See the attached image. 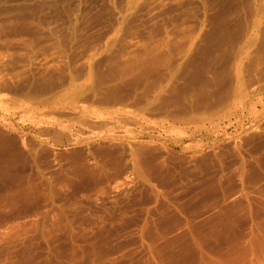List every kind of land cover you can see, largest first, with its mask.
<instances>
[{"label": "rangeland", "instance_id": "1", "mask_svg": "<svg viewBox=\"0 0 264 264\" xmlns=\"http://www.w3.org/2000/svg\"><path fill=\"white\" fill-rule=\"evenodd\" d=\"M0 132L6 134V137H9L7 139H10L5 143L3 142V145L0 143L2 145H0L1 165H4L6 160V165L4 167L2 165L3 168L0 165V194L1 191L4 192L10 186H15L16 183L29 181L35 185L39 183L37 186L39 190L40 186L42 188L46 186V189H41L43 191L40 195V197L44 195L42 197L45 198L49 191L59 186L60 188L55 190V201L56 198L74 200L77 195L75 201L78 203V207L75 206L76 209L71 207L69 212L72 215L70 213L69 215L72 218L75 212L72 222L74 224L80 222L79 225L90 218L88 217L89 214L93 216L94 212H99L104 203L107 206V204L114 202V199H118L115 200V203L126 204L133 203L136 199L133 211L129 215L132 217V214L134 216V213H136L137 218L132 217L133 222H126V227L125 224L120 223L116 224L117 226L114 225L117 228L120 225L121 229L114 230L115 227H113V232L119 235L115 234L114 243L124 242L127 244V250L130 248V251H132L133 248L131 247L133 246L136 249L138 248L136 238L128 233L131 232L129 229H133L137 223L136 221L144 214L145 209L162 201L164 204H167L166 201L175 203L177 198L179 201V195L184 197L180 200L182 202H177L179 204L183 203L181 204L183 207L179 206L180 211H178V214L180 215L177 214V210H179L177 205L179 204L175 203L176 207L172 208L178 218V224L183 219L182 217L188 219L191 215L190 218L197 217L199 220L209 211L210 214L211 211L212 214L219 211V206H221V209L222 206L226 205H223V203L227 202V205H233L230 204L231 201L233 203L237 200L236 202L239 204L234 202V205L238 206L234 211L235 214L233 213L227 220L231 225L236 222L234 225H230L232 231L237 232L240 230L249 233L248 231L253 229V232L251 231L253 234L255 230H258L257 235L254 236L261 240L260 243L263 245L264 239L262 237H264V233L261 232L264 228L263 224H258L259 227L262 226L263 228L256 225L258 229L255 230L250 227L252 223L255 227L256 223L252 221V218H255V221L261 217L264 219V216L261 215V213L264 214L262 211V209L264 210V201H262L264 199V185H261L263 187V189L261 187L263 191L260 190L261 193L258 191L259 188L251 191L256 186H254L255 182L258 186L262 179L264 181V178H262L264 167H261L264 162L259 164V158L262 159L260 156L264 158L262 152L264 150V0H0ZM221 144L224 149L218 151H222V153H216L215 149H220ZM140 147L142 151H140ZM135 148L136 153L140 151L138 154L135 153ZM208 148H211L215 154L211 153L212 150ZM106 151L108 155L105 154ZM113 152L118 157L114 156ZM150 152L153 154L152 156L156 157L154 162V157H150ZM258 153H260V156ZM103 154L107 155L108 159ZM205 154H208V158ZM257 155L259 158H257ZM173 156L176 158L171 160L170 158H174ZM198 156L200 159H198ZM204 156L207 159L210 158L209 160L212 157V162L204 159ZM215 156L217 159L222 156V162L220 159L219 164L216 165ZM249 156L253 161L248 160L250 159ZM253 156H256V158L253 159ZM138 157L142 159L140 160L141 164ZM241 157L247 158L246 160L250 163L251 161L256 162L251 163V165ZM82 158L85 161L87 160L86 165H88V162L89 164L94 162L95 167H100V165L103 167V164L108 165L103 168L100 167L104 173L101 170L99 171L98 167H96L97 170L96 168L93 169L95 172L98 171L99 173H96L99 175L102 173L98 176H102L101 180L100 178L95 180L97 177L95 172L92 175V164L90 165L91 171L88 169L91 175L87 171L83 172V165L80 170L82 173L78 171L79 169H76L77 165L84 161ZM143 158L147 161H144ZM193 158L197 162H195V159L192 161ZM118 159L119 161L122 160L119 162ZM149 159L154 164H151ZM160 159H163V163L166 162V166L162 164V167L159 164L162 161ZM10 160H14L13 163ZM245 161L246 163H244ZM146 162H149V164H146ZM193 162L196 165H192ZM239 162L245 165L244 169H241L243 165ZM202 163L207 165L203 168ZM120 164L121 168L124 166L125 170L120 168ZM155 164L159 165L156 166ZM226 164H229V166ZM253 164H257L259 171L261 170L260 174L258 172L261 176L257 180L258 168L256 170ZM154 165L156 170L155 167L153 168ZM186 165L187 168H185ZM218 165L221 166L222 172L218 167H215ZM239 165H242L241 168H239ZM250 165L255 169H252L254 174L248 169L251 168ZM150 166L154 169L155 174H152L151 171L153 170L151 168L148 169ZM210 166L213 167L214 171ZM246 166H248L249 171ZM73 167L76 169H74L76 171V174H74L78 178V174H80V177L84 176L83 178L86 179L79 178L77 180L76 176L73 178ZM110 167H115L117 172ZM191 167L193 170H191ZM197 167L200 170L199 172ZM188 168L190 169L188 170ZM237 168L240 169V173ZM6 169L7 171L4 172ZM110 169L115 174L114 172L111 174L112 170ZM132 169L135 174L131 172ZM143 169H146L148 173L144 172L146 170ZM105 170L109 172L107 173ZM129 170H131V174L127 173ZM158 170L160 171L158 172ZM208 170L213 172L210 174ZM216 170L220 173L219 175L214 173ZM226 170H230V172H226ZM232 170L238 172L236 177H239L240 174L241 178H239L241 180L239 178L238 181L237 178L235 179L234 176L237 175V172H232ZM246 170L252 173V177L251 175H249L250 178L246 177ZM255 171L257 176H255ZM197 172L200 174H197ZM202 172L204 176H202ZM222 173L225 178L226 176L228 179L230 178L225 183V178L223 175L221 176ZM227 173L232 174L227 175ZM81 174L83 175L81 176ZM103 174L106 177H103ZM122 174H130L127 177L123 175V177L125 176L126 180L130 181V185L132 184L134 187L132 185L130 187L129 183L125 181L124 184H121L124 187L119 186L117 189V191L121 190V192H118L120 195L117 194L116 196L114 194L115 197L114 195L111 197H114V199L108 198L110 201L106 200L107 198L101 200V202H104H100V205L95 204L96 207L99 206L98 209L93 208L96 202L89 199L93 202L87 205L86 208V203L89 204L90 202L87 199L88 197L85 196L86 191L92 190L97 186L96 183H105L104 178L107 179L110 176H113L115 181H118V178H121L122 181ZM132 174L134 175L132 176L133 179L129 177ZM216 174L218 178H215L217 177ZM42 175L43 178L41 177L42 180H40L43 181V184L45 182L47 184L43 185L40 180H36L38 176ZM179 175L182 176L179 177ZM213 175L215 176L214 179L212 178ZM244 175L247 181L243 178ZM32 176L37 182H34ZM93 176L95 177L93 178ZM183 176L187 181H183ZM193 176L195 178H192ZM198 176L199 179H197ZM22 177L29 179L26 181ZM87 177H90L92 184H90ZM111 177L109 179L112 180ZM116 177L118 178L115 179ZM136 177L140 182L137 181L136 183ZM222 177L224 180L219 179ZM233 178L238 184L240 181L242 182L239 185L241 192L237 189L238 185H236V189L234 188L237 182ZM5 179L11 183L6 180L8 183L5 184ZM191 179L195 180L191 181ZM212 179V184L215 179L219 183L214 182L213 187L207 186V180L211 183ZM67 180L70 182H66ZM132 180L136 184L131 183ZM141 180L143 182L140 186L143 187L140 189L137 184H141ZM251 180L253 181V187L251 186L250 189V186L246 185L250 184ZM228 181L232 184L229 183L228 185ZM60 182H64V184H59ZM144 182L149 186L143 185ZM203 182L204 185L206 184L205 187L202 186ZM126 183L128 188L125 185ZM182 183L192 185L191 190H189V186L182 185ZM221 185L224 188L226 187V192L223 187L221 188ZM62 186H65V188ZM89 186L90 188H88ZM176 186H179V188L177 189ZM184 186L187 187L186 190L183 189ZM175 187L176 191H174ZM201 187L205 190H201ZM207 187L209 188L207 189ZM245 187H248V189ZM130 188L131 190H129ZM137 189L138 192L140 189L141 193L145 190L144 193L147 191L150 194L149 196L146 192L143 194L145 195L144 198L147 196L152 197L153 194L156 201L153 198L151 199L155 202L148 198L147 200L143 199L142 202L145 204V208L144 204L139 202L141 193L136 192ZM196 189L203 191V193ZM209 189L212 190L210 194L211 190ZM124 190L128 193L126 191L125 193ZM183 190L186 192H183ZM233 190L235 191L233 192ZM247 190L250 192H246ZM229 191L233 192L234 195L236 194L237 197L232 196L233 194L229 195ZM123 192L125 195L127 194V198L122 194ZM155 192L158 196H155ZM159 192L163 193L158 194ZM216 192L222 194L218 193V195ZM236 192H240L241 195H237ZM129 193L133 196L137 195V197L135 196L134 199ZM191 193H194L195 196ZM257 193L260 196L257 197ZM185 194L192 198L191 201L189 200L191 203L184 201L189 199L187 195V198H185ZM66 195L69 196V199ZM82 195L85 196H83L86 198L85 201L84 198L82 199ZM220 195L222 198H220ZM228 195L230 198L225 199ZM173 196L175 197L169 199ZM199 196L204 199L201 197L203 200L199 201L201 199ZM241 197L247 198L242 200ZM259 197L262 199H259ZM43 198H40V200ZM77 198L81 201L79 202ZM124 198L126 201H130L125 202ZM220 199L226 201L221 202ZM216 200H220L219 203ZM249 200H253L254 205H251ZM41 201H44V199ZM81 202L82 204H80ZM145 202H149V206ZM193 202L197 205L199 203L198 207H195L196 204H192ZM256 203H258L257 207L260 210H257V207L254 210ZM247 204L250 208L246 207ZM82 205L85 208H80ZM101 205L103 206L100 207ZM207 205L211 207L208 206V208ZM190 206L192 207L190 208ZM199 206L202 211L198 210L197 212L196 209H199ZM252 206L253 209L251 210ZM205 208H208L205 210L206 213L203 211ZM0 209L1 222L14 217L13 215H4V209L2 207ZM182 209V212L185 213H180ZM244 210H246V213H244ZM194 211L197 215L201 214L197 216ZM251 211L254 214L250 213ZM138 214L141 216L138 217ZM244 216H247V218H244L245 221L247 219L246 222L243 220ZM249 218L250 222L248 221ZM262 219H260L261 223L264 221ZM221 220L224 222V219ZM239 220L243 221L242 225L244 226L240 225L241 221L237 223ZM168 221L166 223L171 226L173 221ZM175 223L177 224V222H173L174 226ZM173 224L171 228L174 227ZM238 225L239 227H237ZM75 226L76 228L80 227L78 223ZM170 226L167 225L168 229H171ZM247 228L250 230L247 231ZM124 231H126L125 234L122 233ZM258 232H260L259 234L263 233V235L259 237ZM119 233H122V235ZM248 237L245 234L240 240L244 243L248 240ZM247 242L243 245L248 246L249 242L246 244ZM260 243L259 245L257 243L256 245L251 244L253 250L250 251L255 252L254 255L251 252L248 253V251L244 255L239 254V258L236 260L240 261L236 262L235 260V263L240 264L242 260L241 264L253 263V258H256L255 254L257 255L262 247L264 249V246L261 247ZM258 247L260 249L256 250ZM130 251L128 250V252ZM247 259L250 262H245Z\"/></svg>", "mask_w": 264, "mask_h": 264}, {"label": "bare ground", "instance_id": "2", "mask_svg": "<svg viewBox=\"0 0 264 264\" xmlns=\"http://www.w3.org/2000/svg\"><path fill=\"white\" fill-rule=\"evenodd\" d=\"M245 96H247V95H245ZM253 100H255V99H253ZM236 103H238V102H236ZM242 105V104H241ZM256 106V105H255ZM236 107V106H235ZM242 107V106H241ZM240 107V108H241ZM239 108V109H240ZM255 108V107H254ZM241 110V109H240ZM241 112V111H240ZM31 113V112H30ZM229 116V115H228ZM241 116V115H240ZM239 118V117H238ZM223 120V119H222ZM50 122V121H49ZM224 122V121H223ZM182 125V124H181ZM213 126V125H212ZM193 127V126H192ZM110 128V127H109ZM108 128V129H109ZM195 128H196V126H195ZM90 130H91V128H90ZM178 130H179V127H178ZM181 131V130H180ZM101 132V131H100ZM107 132V131H106ZM110 132H112V131H110ZM176 132V131H175ZM178 133V132H177ZM181 133V132H180ZM195 133V132H194ZM259 133V132H258ZM123 134V133H122ZM184 134H187V133H184ZM197 134V133H196ZM85 135V134H84ZM117 135V134H116ZM81 136H83V135H81ZM180 136V135H179ZM181 136H182V134H181ZM252 136V135H251ZM190 137V136H189ZM252 137H254V136H252ZM7 138H9V137H6V134L4 135V133L2 134L1 132H0V143H2V145H3V142L5 143L6 141H8V140H10V139H7ZM11 138V137H10ZM94 138V137H93ZM249 138V137H248ZM223 139V138H222ZM119 140V139H118ZM15 141V140H14ZM96 141V140H95ZM114 142V141H113ZM135 142V141H134ZM230 142V141H229ZM238 143H240V142H238ZM6 144H8V143H6ZM12 144H13V142H12ZM19 144V143H18ZM94 144V143H93ZM144 144V143H143ZM151 144V143H150ZM186 144V143H185ZM1 145V144H0ZM1 145V146H2ZM14 145H16V144H14ZM90 145V144H89ZM137 145V144H136ZM147 145V144H146ZM188 145V144H187ZM213 145V144H212ZM218 145V144H217ZM220 145V144H219ZM231 145V144H230ZM240 145V144H239ZM8 146V145H7ZM162 147V146H161ZM215 147V146H214ZM240 147V146H239ZM14 148V147H13ZM121 148V147H120ZM204 148V147H203ZM202 148V149H203ZM219 148V147H218ZM222 144H221V146H220V149H215L216 150V153L217 152H219L220 150H223L224 148H222ZM259 148H260V146H259ZM258 148V149H259ZM18 149V148H17ZM112 149V148H111ZM122 149V148H121ZM128 149V148H127ZM139 149V148H138ZM140 151H142V148L140 147ZM163 149V148H162ZM167 149V148H166ZM181 149V148H180ZM179 149V150H180ZM208 149H210V150H212L211 148H208ZM236 149V148H235ZM3 150H4V148H3ZM101 150V149H100ZM135 150V153H136V148L134 149ZM165 150V149H164ZM173 150V149H172ZM182 150V149H181ZM201 150V149H200ZM219 150V151H218ZM256 150V149H255ZM263 150V149H262ZM84 151V150H83ZM104 151V150H103ZM108 151V150H107ZM107 151H106V153L105 152H103V153H105V154H107L108 155V153H107ZM121 152H122V150H120ZM127 151V150H126ZM140 151H137L138 153L140 152ZM207 151V150H206ZM205 151V152H206ZM124 152V151H123ZM143 152H144V149H143ZM177 152V151H176ZM182 152V151H181ZM202 152V151H201ZM208 152H209V150H208ZM211 153L213 152V154H215L214 153V151L212 150V151H210ZM263 152V154H264V150L262 151ZM34 153V152H33ZM78 153V152H77ZM114 153V152H113ZM119 153V152H118ZM117 153V154H118ZM128 153V152H127ZM138 153H136V154H138ZM148 153V151L146 152V154ZM172 153H173V151H172ZM188 153V152H187ZM186 153V154H187ZM204 153V152H203ZM219 153H222V151L221 152H219ZM218 153V154H219ZM255 153V152H254ZM82 154V153H81ZM80 154V155H81ZM130 154V153H129ZM141 154V153H140ZM150 154H151V152H150ZM174 154V153H173ZM180 154V153H179ZM218 154H216V155H218ZM237 154V153H236ZM27 155V154H26ZM69 155V154H68ZM104 155V154H103ZM107 155L105 156V158H107L108 159V157H107ZM109 155H111V154H109ZM114 156L116 155L115 153L113 154ZM113 155H112V157H113ZM128 155V154H127ZM153 154H151L150 155V157L152 156ZM208 154H205V156L208 158V156H207ZM220 155V154H219ZM222 155H224V154H222ZM256 155V154H255ZM258 155L260 156V153H258ZM257 155V156H258ZM86 156V155H85ZM117 157H118V155H116ZM120 156V155H119ZM130 156V155H129ZM141 157H143L142 155H140ZM147 156H149V155H147ZM188 156V155H187ZM200 156H201V153H200ZM205 156H204V159H206V160H209V159H207V158H205ZM225 156V155H224ZM240 156V155H239ZM250 156H252V155H250ZM249 156V158L250 159H248V160H252L251 159V157ZM259 156L257 157V158H259ZM81 157V156H80ZM111 157V156H110ZM109 157V158H110ZM124 157V156H123ZM146 157V156H145ZM152 157H154V159H153V162L155 161V156H152ZM158 157H160V156H158ZM174 158H170L171 160L172 159H175L176 157L175 156H173ZM178 157V156H177ZM194 157H196V156H194ZM210 157V156H209ZM226 157V156H225ZM237 157V156H236ZM235 157V158H236ZM262 159H260L259 158V164H260V162H264V158H263V156H260ZM6 158V157H5ZM12 158H14V157H12ZM89 158H90V156H89ZM120 158H122V157H120ZM119 158V159H120ZM187 158V157H186ZM189 158V157H188ZM197 158V157H196ZM215 158H216V160H218V161H216L215 160V162H217L216 163V165L217 164H219V160L221 159V158H223L222 156H220V159L218 158L217 159V157L215 156ZM231 158V157H230ZM241 158H244V157H241ZM256 158V156H253V159H255ZM0 159H2V157H0ZM9 159V158H8ZM7 159V160H8ZM83 159V158H82ZM98 159V158H97ZM119 159H118V161H119ZM132 159V158H131ZM138 159H139V157H138ZM144 159V161H147V159H148V157H147V159L145 160V158H143ZM180 159V158H179ZM195 158H193L192 159V161L194 160ZM198 159H200L199 158V156H198ZM227 159H228V157H227ZM245 160L247 159V158H244ZM70 160V159H69ZM78 160V159H77ZM84 160V159H83ZM93 160V159H92ZM111 160H112V158H111ZM110 160V161H111ZM122 160V159H121ZM120 160V161H121ZM140 160H142V159H139V162H140V164H141V161ZM159 160V159H158ZM162 160V161H161ZM177 160V159H176ZM183 160V159H182ZM188 160V159H187ZM203 160V159H202ZM214 160V159H213ZM225 160V159H224ZM258 160V159H257ZM260 160H263V161H260ZM1 161H3V160H1ZM10 161H12V160H10ZM14 161V160H13ZM13 161H12V163H13ZM85 161V160H84ZM84 161L80 164V165H77V167H76V169L80 172V170L83 168V172H85V171H87V172H89L90 173V171H91V164H92V166H93V168H92V175H94V168H96V167H98L99 168V171L101 170L100 169V167H101V165L100 164H98V165H100V167L99 166H94V165H96V164H93L92 162L89 164V162H88V165H86L87 163V160L85 161V165H84ZM94 161V160H93ZM119 161V162H120ZM144 161H142V162H144ZM149 161L151 162V164H154V163H152V161L149 159ZM160 163L159 164H161V166H162V164H163V166H166L165 165V163H163V159H160ZM165 161V160H164ZM174 161V160H173ZM172 161V162H173ZM191 161V162H192ZM209 161H211L212 162V157H211V160H209ZM240 161V160H239ZM247 161V160H246ZM246 161L244 162V163H246ZM253 161V160H252ZM251 161V163H254V162H256V161H254V162H252ZM69 162V161H68ZM67 162V163H68ZM100 162H101V160H100ZM114 162V161H113ZM112 162V163H113ZM124 162V161H123ZM126 162V161H125ZM180 162V161H179ZM195 162H197V160L195 159ZM203 162V161H202ZM210 162V163H211ZM221 162H222V159H221ZM237 162V161H236ZM241 162H243V161H241ZM248 162V161H247ZM5 164L4 165H6V160H5V162H4ZM76 163H77V161H76ZM99 163V162H98ZM112 163H111V165H112ZM122 163V162H121ZM149 164V162H146V164ZM204 163V162H203ZM202 163V164H203ZM214 163V162H213ZM240 163V162H239ZM249 164H251L250 162H248ZM9 164L11 165V163L9 162ZM9 164H7V165H9ZM73 164H75V163H73ZM130 164H131V166H132V163L130 162ZM158 164V165H159ZM169 164V163H168ZM167 164V165H168ZM200 164V163H199ZM221 165H222V163H220ZM240 164H242V163H240ZM0 165H1V163H0ZM3 165V164H2ZM2 165H1V167H2ZM4 165H3V167H4ZM12 165H14V164H12ZM17 165V164H16ZM72 165V164H71ZM84 166V167H82L81 168V166ZM104 166H106L105 164H103ZM114 165V164H113ZM116 165V164H115ZM117 165H118V163H117ZM125 165V164H124ZM156 166H158L157 164H155ZM153 166V168L156 170V166ZM189 165V164H188ZM192 165H196L194 162H193V164ZM204 166H203V168L205 167V165H207L206 163L205 164H203ZM226 165H228L229 166V164H226ZM243 165V167L241 168V166ZM242 165H239V168H241V169H244V164H242ZM247 165V164H246ZM252 165V164H251ZM251 165H250V167H251ZM254 166H255V169L256 168H258L257 166V164L255 165V164H253ZM262 165H264L263 163L261 164V167L263 168L264 166H262ZM85 166H88V167H85ZM90 166V167H89ZM103 166V167H104ZM108 166V165H107ZM123 166V165H122ZM141 166H143V165H141ZM162 166V167H163ZM181 166V165H180ZM200 166H202V165H200ZM213 166V165H212ZM224 166H225V164H224ZM234 166V165H233ZM253 166V167H254ZM2 167V168H3ZM78 167H80V168H78ZM103 167H101V168H103ZM116 167V166H115ZM115 167H110V168H112L114 171L116 170L115 169ZM145 167V166H144ZM143 167V168H144ZM168 167V166H167ZM188 166L186 165V167L185 168H187ZM190 167V166H189ZM199 167V166H198ZM197 167V168H198ZM208 167V166H207ZM214 167V166H213ZM213 167H211L210 166V168L212 169ZM215 167H218V169H220L221 168V166L220 165H218V166H215ZM226 167V166H225ZM238 167V166H237ZM247 167L248 166H246V169H247ZM1 168V169H2ZM5 168H6V166H5ZM10 168V167H9ZM8 168V169H9ZM13 168V167H12ZM68 168V167H67ZM71 168H72V166H71ZM120 168H121V164H120ZM123 168H124V166H123ZM123 168H121V169H123ZM132 168H134V167H132ZM151 168V170H153V171H151L152 172V174L155 172L154 171V169H152V167L150 166V167H148V169H150ZM159 168V167H158ZM161 168V167H160ZM169 168V167H168ZM167 168V169H168ZM193 168H194V166H193ZM193 168L191 167V170H193ZM200 168V167H199ZM199 168L197 169V171L199 172L200 170H201V168H200V170H199ZM229 168V167H228ZM15 169V168H14ZM75 168L73 167V170H74ZM75 169V170H76ZM88 169H90V171L88 170ZM107 169V168H106ZM109 169V168H108ZM107 169V170H108ZM112 169H110V170H112ZM121 169H120V171H121ZM131 169V168H130ZM138 169V168H137ZM147 169V168H146ZM146 169H143V170H146ZM190 168H188V170H189ZM215 169V168H214ZM217 169V170H218ZM223 169H225L224 167H223ZM231 169V168H230ZM235 169H236V167H235ZM238 169V168H237ZM251 172H252V169H254V168H248ZM247 169V170H248ZM254 169V170H255ZM264 169V168H263ZM2 170H4V169H2ZM1 170V171H2ZM10 170H12V169H10ZM73 171V174L76 172V171ZM96 170H97V168H96ZM103 170V169H102ZM101 170V172H103ZM107 170H105V172H107ZM111 171V174H112V172H114V171ZM123 170H125V168L123 169ZM183 170V169H182ZM213 170V169H212ZM217 170L214 172V173H218L219 172V170H218V172H217ZM221 170V169H220ZM240 169H238L237 171L240 173V171H239ZM246 170V171H247ZM248 170V171H249ZM254 170H253V174H254ZM257 170V169H256ZM7 171V169L4 171V172H6ZM130 171L131 170H129L127 173H130ZM160 170H158V172H159ZM166 171H168V170H166ZM194 171L196 172V170H195V168H194ZM207 171V170H206ZM209 172H210V170H208ZM214 171V170H213ZM213 171H211V172H213ZM227 171H229L230 172V170H226V172ZM236 170H232V172H235ZM236 171V172H237ZM247 171V173L245 174V175H247L246 177H249V175H251V177H252V173L250 174L249 172ZM68 172H70V171H68ZM68 172H66V174H68ZM96 172H98V171H96ZM95 172V173H96ZM109 172V171H108ZM107 172V173H108ZM116 172H117V170H116ZM124 172V171H123ZM122 172V173H123ZM132 173H134L133 172V169H132V171H131ZM144 172H146V173H148V171L146 170V171H144ZM157 172V171H156ZM157 172V173H158ZM197 172V174H200V173H198ZM211 172H210V174H211ZM221 172H222V170H221ZM235 172V173H236ZM238 172H237V175H235L234 177H235V179L237 178V181H238V178L240 177V174H239V177H236V176H238ZM241 172H243L242 170H241ZM244 172H245V170H244ZM258 172H259V174H260V172H261V170L259 171V168H258V171H257V174H258ZM64 173V172H63ZM62 173V174H63ZM72 173V172H71ZM80 173H82V171L80 172ZM99 173V172H98ZM98 173H96L97 174V177L95 178V180L96 179H98L99 180V178H100V180H101V177H98V176H100V175H102V173L99 175ZM104 173V172H103ZM106 173V176L108 175ZM119 173V172H118ZM126 173V172H125ZM149 173H150V170H149ZM156 173V174H157ZM166 173V172H165ZM207 173V172H206ZM224 173V172H223ZM221 174V176L223 175V177L225 178V175L224 174ZM1 174H3V173H1ZM6 174H8V173H6ZM31 174V173H30ZM70 174V173H69ZM73 174H70V175H73ZM76 174V173H75ZM73 175L74 177L73 178H75V176L76 175ZM114 174H115V172H114ZM117 174V173H116ZM131 174V173H130ZM130 174H127V175H130ZM135 174V173H134ZM141 174V173H140ZM155 174V173H154ZM180 174V173H179ZM202 174V176H204L203 174V172L201 173ZM220 173H218V175H219ZM226 174V173H225ZM229 174H232V173H229ZM228 173H227V175H229ZM243 174V173H242ZM257 174H256V171H255V176H257ZM259 174H258V178H256V180L257 179H259L260 178V176H259ZM5 175V174H4ZM9 175V174H8ZM15 175V174H14ZM14 175H12V176H14ZM61 175V174H60ZM83 174H81V176H82ZM89 175H91V173L89 174ZM118 175V174H117ZM123 175H125L126 177H127V175L126 174H122V181H121V178H118V177H116L115 179H117L118 178V181L116 180H113L114 178H113V176L111 177L112 178V180L111 179H109L110 177H108L107 179H105L104 178V180H106L105 181V183H100V184H98V183H96V185L97 186H95L92 190H90L89 192L88 191H86L87 193L85 194V196L86 197H88L87 199L89 200V199H92V200H94V202H96V203H94V205L93 206H95V204L96 205H100L99 203L101 202V200H103V199H105V198H107L106 200H109L114 194L117 196V194H119L118 192H121V190L120 191H117V189H118V187L119 186H121V184H124L125 183V181H127L126 180V177L124 176L123 177ZM150 175H151V173H150ZM209 175V174H208ZM207 175V176H208ZM215 175V174H214ZM212 176V178L213 177H215V176ZM217 175V174H216ZM218 175H217V177H215V178H218ZM233 175H234V173H233ZM232 175V176H233ZM245 175H244V179L246 180V177H245ZM16 176L18 177L19 175H17L16 174ZM16 176H14V177H16ZM23 176V175H22ZM78 176H79V178H81V179H86V178H83L84 176H82V177H80V174H78ZM104 174H103V177H106ZM132 176H134L133 174L131 175V176H129V177H131L132 178ZM156 176V175H155ZM182 176V175H181ZM180 175H179V177H181ZM190 176H191V174H190ZM189 176V177H190ZM196 176V175H195ZM195 176H193L192 178H195ZM220 176V177H221ZM255 176L253 175V177L255 178ZM8 177H10V176H8ZM25 177V176H24ZM33 177V176H32ZM37 177V176H36ZM39 177V176H38ZM37 177V179L36 180H40L41 179V177L43 178V175L42 176H40L39 178ZM65 177V176H64ZM95 176H93V178H94ZM173 177V176H172ZM184 177V178H183ZM182 178H183V181H187L186 179H185V176H183ZM187 177V176H186ZM200 177H201V175H200ZM211 177V176H210ZM223 177L222 178H219L220 180L222 179V180H224L223 179ZM229 177H231V176H229ZM11 178V177H10ZM19 178L21 179V177L19 176ZM23 178V177H22ZM68 178V177H67ZM70 178V177H69ZM72 177H71V179H73ZM77 176H76V179L78 180L79 179ZM87 178H89L88 180H89V182H90V177H87ZM131 178H130V180H131ZM137 178V180H136V183H137V181H139L140 182V180H138V177H136ZM153 178V177H152ZM177 178V177H176ZM207 178H209V177H207ZM227 178V179H226ZM226 178H225V180H224V183H225V181H227V180H229L228 179V177L226 176ZM241 178V177H240ZM239 178V179H240ZM250 178V177H249ZM262 178H264V176H262ZM14 179V178H13ZM24 180H28V179H26V178H23ZM64 179V178H63ZM70 179V180H71ZM75 179V180H76ZM129 179V178H128ZM133 179V178H132ZM135 179V178H134ZM151 179V178H150ZM185 179V180H184ZM197 179H199V176H198V178ZM201 179V178H200ZM204 179V181H205V177L203 178ZM214 179V178H213ZM213 179L211 180V183H209V181L207 180V182H208V184H207V186L208 185H210L211 187H213L212 185H214V182H218L217 181V179H215L214 180V182H213V184H212V181H213ZM234 178H233V180H235ZM243 179V180H244ZM248 179V178H247ZM253 179V178H252ZM7 179H5V181H4V183L5 184H7L8 182H9V180H7ZM31 180H32V178H31ZM33 180H34V177H33ZM32 180V181H33ZM36 180H34V182L36 181ZM42 180V179H41ZM40 180V183L42 182V184H43V181H41ZM50 180V179H49ZM91 180H92V178H91ZM181 180V179H180ZM193 179H191V181H192ZM195 180V179H194ZM193 180V181H194ZM210 180V179H209ZM241 180V179H240ZM239 180V181H240ZM255 180V181H256ZM44 181H45V179H44ZM47 181V180H46ZM81 181V180H80ZM157 181V180H156ZM190 181V184L192 183ZM203 181V180H202ZM201 181V182H202ZM232 181V180H231ZM236 181V180H235ZM236 181V182H237ZM247 181V180H246ZM254 181V182H255ZM7 182V183H6ZM37 182V181H36ZM52 182V181H51ZM66 182H70V181H66ZM88 182V183H89ZM100 182H103V181H100ZM128 183L130 182V181H127ZM135 183V181L134 180H132L131 181V183ZM138 182V183H139ZM142 180H141V184H137V185H142ZM174 182H176V181H174ZM199 182V181H198ZM220 182H223V181H220ZM235 182V183H236ZM243 182H245V181H243ZM253 181L251 180V182H250V184H247L246 186H250V189L253 187L252 185H253V183H252ZM9 183H11V182H9ZM13 183V182H12ZM46 183V182H45ZM44 183V184H45ZM63 184H64V182H62ZM61 182L59 183V184H62ZM84 183V182H83ZM94 183V182H93ZM135 183V184H136ZM156 183V182H155ZM161 183V182H160ZM196 183V182H195ZM205 183H206V181H205ZM219 183V182H218ZM223 183V185H225ZM228 183V185H229V183L230 184H232V182H227ZM241 181L239 182V184H238V182H237V184H235V189H236V185H238L237 186V189H239L240 190V188H239V185H241ZM247 183V182H246ZM245 183V184H246ZM252 183V184H251ZM257 183H259L258 181H257ZM261 183V184H260ZM259 184H258V186H257V184H256V182H255V184H254V186L255 187H253V189L251 190V191H253L254 189L255 190H257L258 188H259V192H260V190H261V185H264V181H263V179H262V182H260ZM3 184V183H2ZM38 185H39V183H37ZM43 184V185H44ZM47 184V183H46ZM51 184V183H50ZM79 184V183H78ZM90 184H92L91 182H90ZM89 184V185H90ZM95 184V183H94ZM134 184V185H135ZM145 184V186H149V185H147L145 182L143 183V185ZM179 184H181V183H179ZM183 184H185L186 185V183H182V185ZM193 184H194V182H193ZM197 184H200V183H197ZM221 184V183H220ZM219 184V185H220ZM233 184H234V181H233ZM245 184H244V186H245ZM11 185V184H10ZM9 185V186H10ZM38 185H35L33 182H20V183H16L15 184V186H10V188H8V189H5V191L3 192V191H1L2 193L0 194V207H2L3 209H4V211H5V213H4V215H13L14 217L13 218H11V219H6L5 221H3V222H1L0 223V264H232V263H235V260L236 259H238L239 258V254H241V255H244V254H246V252L248 251V253H250L251 251L250 250H253V248H251V244L253 245V244H255L256 245V243L259 245V243H260V241L261 240H258V238H255L256 236H254V235H257L256 233H257V231L255 230V229H258L257 227H256V225H258V224H263V226H264V221H263V223H261V220L260 219H262V217L260 218V216H259V218L260 219H258L257 217V219H258V221L260 222H258L257 221V219H256V221L254 220L255 218H252L251 220L252 221H254V222H258L257 224L255 223V227H254V223H252V225H251V229L252 228H254V232L255 233H253L252 234V230H250V229H248L247 228V231L248 230H250V231H248L249 233H244V231L243 232H241L240 230L239 231H237V232H235V231H232V228L230 227V225L231 224H229L228 222H227V220H228V218H230V216L234 213V211H235V209H236V207H238V206H235L234 205V202H235V204L237 203L236 201H233V203H232V201H231V203L230 204H233V205H227V202H225V203H223V205L224 204H226L225 206H222V208L220 209V207L221 206H219V211H217V212H214L213 214H212V211H211V214H210V211L208 212V214L206 213L207 211H205L206 209H208L209 207H211L210 205H207V207L208 208H205L203 211H205V216H203V218H200L199 220H198V218H197V220H196V218L195 217H193V218H190V216H189V218L188 219H185L184 217H182L183 219H181V220H183L184 221V219H185V221L182 223V221L180 220L179 221V224H178V218L176 217V214L174 213V210L172 209V208H175L176 206H175V203H177V202H179L182 198H184V197H180V195H179V201H178V198H177V201L175 202V203H170L169 201H166V203L167 204H164L163 203V198H161L162 200V204L159 202V203H157V204H154V205H152L153 207H150V208H146V206H145V204L142 202V201H144L143 199H146L147 200V198L148 199H151V198H153V194H152V191L154 190H152V189H150V190H152L151 191V196L152 197H143V196H145V195H143V194H145L144 193V191H143V193H141L142 191L140 190L142 187L140 186V189H139V192L141 193V196L139 195V197H141L140 198V200L139 199H137V200H139V202H142V204H144V206H145V211L143 212L144 214L141 216L140 214V212H138V213H140V214H138L137 216L139 217V215L141 216V218H139V220L138 219H135V220H138V221H136V222H134V223H136L135 224V226L133 227V229H129V231H131L130 233H128V234H131V235H133L135 238H136V243H138V248L136 249V248H134V246L133 247H131V248H133V249H135V250H133L132 249V251H130V248L128 249L130 252H128V250H127V244H125L124 242L123 243H121L120 241H119V243H114V241H115V238H116V235H118V234H116V233H114L113 232V227H115V226H117L116 224H125V227H126V222H129V221H132V220H134V219H132V217H136V213H134V216H133V214H132V217H131V215H129V213L130 212H132L133 211V206L135 205V203H134V201L136 200L134 197L136 196L137 197V195H131L130 193H129V195H131V196H133L132 198H134L135 200L133 201V203H126V204H124V203H122V204H119L118 202L117 203H115V200L117 201L118 199H114V197H115V195H114V197L113 198H111V199H114V202H110L111 204H107V206L105 205L106 203H104V206L103 205H101L100 207H102L101 208V210L99 211V212H94L93 213V216L91 217L90 216V214H89V216L88 217H90V218H85L84 216V219H86V221L85 222H83V224L82 225H79V223L80 222H77L78 223V226H80V227H78V228H76V224H74L72 221H73V217H74V215H75V212L73 213V217L71 218L70 217V215H69V211L71 210V207H75V206H77V202L75 201V197H77V195L74 197V200H66V199H59V198H56V201H55V197H54V195H55V190L58 188H60L59 186L56 188V189H54L53 188V186H52V190H53V192L51 193V191H47L48 193H47V196L45 197V198H43L42 196H44V195H42L41 197H40V195L42 194V191H41V189H43V188H45V187H41L40 186V190L38 189ZM55 185V184H54ZM57 185V184H56ZM72 185V184H71ZM126 186H127V188H128V185H130V183L127 185V183L125 184ZM132 185V184H131ZM131 185H130V187H131ZM137 185H136V187H137ZM161 185V184H160ZM204 185V182H203V184H202V186ZM206 185V184H205ZM205 185L203 186V187H205ZM217 185V184H216ZM5 186V185H4ZM3 186V187H4ZM91 186V185H90ZM90 186L88 187V188H90ZM125 186V187H126ZM133 186V185H132ZM187 187L189 186V190H191L190 189V187H192V185H189V184H187L186 185ZM186 186H184V188L183 189H187V187ZM193 186H196V185H193ZM226 186V185H225ZM252 186V187H251ZM1 187V186H0ZM2 187V188H3ZM49 187V186H48ZM47 187V188H48ZM55 187V186H54ZM63 187V186H62ZM122 187V186H121ZM124 187V186H123ZM122 187V188H123ZM134 187V186H133ZM177 187V186H176ZM176 187H175V190L174 189H171V190H174V191H176ZM217 187H218V185H217ZM216 187V188H217ZM223 187V190H225L226 189V187L224 188V186H222L221 185V188ZM242 187H243V185H242ZM264 187V186H263ZM263 187H262V189H263ZM63 188H65V186L63 187ZM63 188H62V190H63ZM150 188H151V186H150ZM155 188V187H154ZM173 188V187H172ZM179 188V186L177 187V189ZM182 188V187H181ZM194 188V187H193ZM192 188V189H193ZM209 187H207V189H208ZM215 188V189H216ZM228 188H229V186H228ZM227 188V189H228ZM246 189H248V187H245ZM46 189V188H45ZM44 189V190H45ZM57 189V190H58ZM87 189V188H86ZM85 189V190H86ZM119 189H121V188H119ZM132 189H134V188H132ZM161 189V188H160ZM199 189H200V187H199ZM199 189H196L197 191H200ZM212 189V188H211ZM211 189H209V190H211ZM219 189H220V187H219ZM230 189H231V187H230ZM229 189V190H230ZM242 189V188H241ZM246 189H244V190H246ZM65 190V189H64ZM129 190H131V188L129 189ZM136 190V189H135ZM185 190H183V192L185 191ZM201 190H203V188L201 187ZM204 190H205V188H204ZM203 190V191H204ZM232 190V189H231ZM117 191V192H116ZM123 191V190H122ZM126 190H124V192H125ZM155 191H157V190H155ZM159 191V190H158ZM173 191V192H174ZM203 191H200V192H202L203 193ZM208 191V190H207ZM217 191H219V190H217ZM228 191V190H227ZM235 190H233V192H234ZM262 191V190H261ZM76 192V191H75ZM116 192V193H115ZM124 192L122 193V194H124ZM127 193H128V191H126ZM125 192V193H126ZM131 192V191H130ZM136 192H138V189H137V191ZM138 192V193H139ZM168 192H169V190H168ZM180 192H182V191H180ZM182 192V193H183ZM186 192V191H185ZM212 192V190L209 192V194ZM213 192H214V195H215V191L213 190ZM225 192H226V190H225ZM224 192V193H225ZM230 192V191H229ZM233 192H230V193H228L229 195H232L233 194ZM240 192H241V190H240ZM240 192L239 193H237V195H241L240 194ZM246 192H250L249 190H247ZM263 192V191H262ZM46 193V192H45ZM70 193V192H69ZM80 193V192H79ZM84 193V192H83ZM134 193V192H133ZM132 193V194H133ZM163 193V192H162ZM162 193H158V194H162ZM188 194H189V192H187ZM196 193V192H195ZM206 193V192H205ZM204 193V194H205ZM219 193V192H218ZM217 192H216V194H218ZM254 193H256V192H254ZM261 193V192H260ZM64 194H67V193H64ZM81 194H82V192H81ZM135 194V193H134ZM147 194H148V192H147ZM171 194V193H170ZM177 194V193H176ZM188 194H185V198H187L188 197ZM191 194H194V193H191ZM201 194V193H200ZM213 194V193H212ZM219 194H222V193H219ZM218 194V195H219ZM243 194H244V192H243ZM252 194V193H251ZM259 193H257V197L258 196H260V195H258ZM58 195H60V194H58ZM79 196H80V194H78ZM120 195V194H119ZM125 195V194H124ZM127 195V194H126ZM125 195V196H126ZM149 196H150V194H148ZM178 195H176V197H178ZM186 195H187V197H186ZM225 196H226V194H224ZM229 195L227 196V197H225V199H227L228 197H229ZM246 195V194H245ZM245 195H244V197H245ZM68 195H66V197H67ZM84 195H82V199L85 197H83ZM131 196H128L129 198L131 197ZM155 196H158V195H156V192H155ZM194 196H195V194H194ZM205 196V195H204ZM210 196V195H209ZM217 196V195H216ZM221 196V195H220ZM232 196H236V194L234 195H232ZM72 197V198H73ZM121 197V196H120ZM124 197V196H123ZM122 197V198H123ZM162 197H163V195H162ZM175 196H173V197H171V198H169V199H172V198H174ZM202 196H199V198H201ZM212 197V196H211ZM210 197V198H211ZM237 197V196H236ZM236 197H232V198H236ZM242 197H243V195H242ZM241 197V198H242ZM262 197V196H261ZM261 197H259V199L261 198ZM264 197V196H263ZM40 198H43L44 199V201H41V200H43V199H41L40 200ZM80 198V197H79ZM109 198V199H108ZM126 198H127V196H126ZM155 198V197H154ZM153 198V199H154ZM157 198V197H156ZM159 198V197H158ZM189 199L188 200H184V201H188L189 202V200L191 201V199L192 198H190V196L188 197ZM198 198V197H197ZM199 198H198V200H199ZM203 198V197H202ZM200 199L199 201H202L203 199ZM220 198H222V196L220 197ZM230 198V197H229ZM231 198V199H232ZM239 198V197H238ZM247 198V197H246ZM246 198H242V200L243 199H246ZM248 198H249V196H248ZM251 198H253V197H251ZM57 199H59V200H57ZM68 199H69V196H68ZM78 199V198H77ZM85 199L86 198H84V201H85ZM153 199H151V200H153ZM164 199H165V197H164ZM194 199V198H193ZM207 199H208V197H207ZM212 199V198H211ZM250 199V198H249ZM258 199V198H257ZM262 199V198H261ZM79 200V199H78ZM124 200H125V198H124ZM128 200V199H127ZM155 200V199H154ZM153 200V202H155ZM168 200V199H167ZM175 200V199H174ZM221 200V202H224V201H226V200H224V201H222V199H220ZM220 200H216V201H218V203H219V201ZM232 200H234V199H232ZM81 200H79V202H80ZM90 201V202H89ZM89 201H86V202H89V204H87L86 202V208L88 207L87 205H90V203L91 202H93V201H91V200H89ZM110 201V200H109ZM128 201H130V200H128ZM128 201H126L125 200V202H128ZM131 201H132V199H131ZM171 201V200H170ZM216 201H214V202H216ZM230 201V200H229ZM251 203V205H254L253 204V200L251 201V200H249ZM262 201H264V199L262 200ZM102 202H104V201H102ZM101 202V203H102ZM106 202V201H105ZM120 202V201H119ZM121 202H123L122 200H121ZM136 202V201H135ZM138 202V203H139ZM150 202V201H149ZM149 202H145L146 203V205L147 206H149L148 205V203ZM158 202V201H157ZM169 202V203H168ZM171 202H174V201H171ZM180 202H182V201H180ZM187 202V203H188ZM194 202H196L197 203V201H195L194 200ZM192 203V204H196V203ZM243 202V201H242ZM256 202H257V200H256ZM261 202V201H260ZM98 203V204H97ZM108 203V202H107ZM137 203V204H138ZM150 203H152V202H150ZM149 203V204H150ZM189 203H191V202H189ZM217 203V202H216ZM217 203V204H218ZM245 203H248V202H245ZM259 203V202H258ZM258 203H256V206L254 207V210H256V207H257V204ZM80 204H82V202L80 203ZM153 204V203H152ZM177 204H179V203H177ZM176 204V205H177ZM181 204H183V203H181ZM181 204H179V205H177V208L179 209V210H177V208H176V210H177V214H178V211H180V207L182 206L183 207V205H181ZM215 204V203H214ZM237 204H239V203H237ZM139 205V204H138ZM181 205V206H180ZM198 205H199V203H198ZM198 205L196 204L195 205V207H198ZM248 206H246V207H248V208H250L249 207V204H247ZM85 206L84 205H82V207H80V208H85ZM180 206V207H179ZM185 206H187V205H185ZM193 206V205H192ZM192 206H190V208L192 207ZM205 206V205H204ZM213 206V205H212ZM78 207V206H77ZM77 207H75V209L77 208ZM90 207V206H89ZM99 207V206H98ZM98 207H93V208H97L98 209ZM189 207V206H188ZM194 207V208H195ZM216 207V206H215ZM244 207V206H243ZM242 207V208H243ZM246 207H244V208H246ZM189 208V209H190ZM201 207L199 206V209H196V211L198 212V210H200V211H202L201 209H200ZM214 208V207H213ZM137 209V208H136ZM135 209V210H136ZM143 209H144V207H143ZM218 209H216V210H218ZM253 209V206H252V208H251V210ZM185 210V209H184ZM257 210H260V208H258L257 207ZM0 211H1V209H0ZM97 211V210H96ZM137 211H139V210H137ZM183 211V209L181 210V212L180 213H185V212H182ZM192 211V210H191ZM190 211V212H191ZM237 212H238V209L236 210ZM239 211H241L240 209H239ZM245 212L244 213H246V210H244ZM249 211V210H248ZM247 211V212H248ZM262 211L264 212V210L262 209ZM195 212V211H194ZM259 212V211H258ZM257 212V213H258ZM3 213V212H2ZM86 213V212H85ZM192 213V212H191ZM196 213V212H195ZM200 213V212H199ZM202 213H204V212H202ZM250 213H252V214H254L252 211L250 212ZM257 213H255L256 215H258ZM71 215H72V213H70ZM92 214V213H91ZM194 214V213H193ZM201 214V213H200ZM200 214H198V215H200ZM235 214V213H234ZM240 214H242V213H240ZM2 215V214H1ZM86 215H87V213H86ZM178 215H180V214H178ZM184 215V214H183ZM196 215H197V213H196ZM197 215V216H198ZM203 215V214H202ZM247 215V214H246ZM259 215H260V213H259ZM261 215H263L264 216V214L263 213H261ZM195 216V215H194ZM192 217V216H191ZM247 218V216H244L243 217V220H244V218ZM248 217H250L249 215H248ZM137 218V217H136ZM236 218V217H235ZM238 218V217H237ZM251 218V217H250ZM250 218L248 219V221L250 220ZM77 219V218H76ZM75 219V220H76ZM221 219H224V222H222V220ZM2 220H4V219H2ZM168 220H170L171 222L173 221V222H177V224L175 223V226H174V224H173V222L171 223V226H172V224H173V228H171V226L169 225V223L167 224L166 223V221L167 222H169ZM235 220V219H234ZM262 220H264V219H262ZM241 220H239V221H237V223L238 222H240ZM245 221V220H244ZM246 221H247V219H246ZM245 221V222H246ZM123 222V223H122ZM133 222V221H132ZM131 222V223H132ZM221 222V223H220ZM242 222L243 221H241V223H240V225L241 226H244V225H242ZM250 222V221H249ZM72 223H73V226H72ZM82 223V222H81ZM130 223V225H132ZM166 224V226H164L165 224ZM236 223V222H235ZM235 223H232V225H234ZM250 224V223H249ZM115 225V226H114ZM123 225H121L122 227H123ZM167 225H168V227L170 226V228L171 229H168V227H167ZM231 225V226H232ZM246 225V224H245ZM75 226V227H74ZM120 226V225H119ZM118 226V228L117 227H115L114 228V230L115 229H119L120 227ZM166 228H164V227ZM261 226V225H260ZM234 227V226H233ZM237 227H239V225L237 226ZM249 227V226H248ZM258 227H259V225H258ZM131 228V227H130ZM235 228V227H234ZM259 228H263L262 226L261 227H259ZM121 229V228H120ZM180 229V230H179ZM184 230V231H181V230ZM236 229V228H235ZM243 229V228H242ZM246 228L244 227V230H245ZM123 230H124V228H123ZM122 230V231H123ZM118 232L120 231V230H117ZM127 231V230H126ZM126 231H124V232H122V233H124L125 234V232ZM178 231H180V233H178ZM246 231V230H245ZM252 231V232H251ZM261 231V230H260ZM128 232V231H127ZM261 232H263L264 233V228H263V231H261ZM114 233V234H113ZM122 233L120 234V235H122ZM260 232H258V235H260L259 237H261V235H263V233L262 234H259ZM116 234V235H115ZM246 234V236H249L248 237V240H246L245 242H249V244H248V242L246 243V244H248V246L247 245H243L244 243L242 242V240H240V238L241 237H243L244 235ZM131 235H130V237H131ZM119 236V235H118ZM125 236V235H124ZM124 236H122V238H124ZM126 237H127V234H126ZM130 237H129V239H130ZM263 239H264V237H262ZM120 239V238H119ZM134 239V238H133ZM123 240V239H122ZM121 240V241H122ZM124 240H126V239H124ZM116 241L118 242V240L116 239ZM127 241V240H126ZM130 241V240H129ZM264 241V240H263ZM130 242H132V241H130ZM129 242V243H130ZM134 242V241H133ZM128 243V244H129ZM135 243V244H136ZM242 243V244H241ZM132 244V243H131ZM261 245V247L262 246H264V243H263V245H262V243H260ZM130 245V244H129ZM137 246V245H136ZM135 246V247H136ZM259 246V247H260ZM258 247V249H256V250H259L260 248ZM137 250V251H136ZM135 251V252H134ZM255 251V250H254ZM132 252V253H131ZM251 253H253V251L251 252ZM255 253V252H254ZM254 253H253V255H254ZM253 255L251 254V256L253 257ZM245 257H247V256H245ZM251 257V258H252ZM255 257L256 258H253L254 260H253V263L252 262H250V257H248V259H250L249 261H248V259L245 261V262H250V264L252 263V264H264V249H263V247H262V249H260L259 251H258V253H257V255L255 254ZM241 259H243V258H241ZM246 259V258H245ZM244 259V260H245ZM239 262L240 260H236V262ZM252 261V260H251ZM242 262H243V260H242ZM241 262V263H242ZM240 263V264H241ZM235 264H237V263H235ZM239 264V263H238ZM249 264V263H248Z\"/></svg>", "mask_w": 264, "mask_h": 264}]
</instances>
